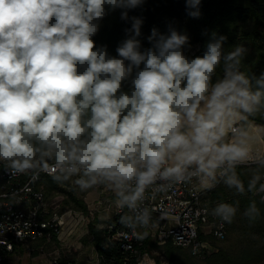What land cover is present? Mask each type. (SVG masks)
I'll use <instances>...</instances> for the list:
<instances>
[{"label": "clouds", "instance_id": "9594fccd", "mask_svg": "<svg viewBox=\"0 0 264 264\" xmlns=\"http://www.w3.org/2000/svg\"><path fill=\"white\" fill-rule=\"evenodd\" d=\"M144 3L0 0V164L11 176L106 188L137 239L155 227L145 202L177 184L222 183L264 203V71H242L248 49L226 51L215 32L201 55L171 25L152 28L142 49L144 21L128 12ZM185 3L199 18L201 0ZM117 9L131 27L110 56L93 37ZM237 211L220 203L212 214L230 224ZM243 215L258 218L255 200Z\"/></svg>", "mask_w": 264, "mask_h": 264}, {"label": "trees", "instance_id": "16d2710c", "mask_svg": "<svg viewBox=\"0 0 264 264\" xmlns=\"http://www.w3.org/2000/svg\"><path fill=\"white\" fill-rule=\"evenodd\" d=\"M199 18L187 15L185 0H145V3L136 9L129 10L128 15L141 17L142 49L148 48L147 37L152 28L160 32L167 31L169 25L190 38V56L201 55L206 42L213 32L227 37L225 50L230 51L233 45L242 44L248 52L243 58L240 68L246 74L259 75L264 71V0H201ZM121 10L110 12L101 22L100 30L93 37L97 46H107L110 56H117L116 48L127 38L126 29L131 27V21L120 18ZM217 77L222 75V70L217 69ZM256 123L264 124V119L257 117ZM242 173V179L247 183L246 169H238ZM22 175L21 179L26 178ZM35 187L41 188L44 193L53 192L63 194L64 203H71L72 208L88 214V204L76 192V187L70 182L57 183L51 174L40 173L35 181ZM204 200L211 210L217 204L226 203L235 205L238 203V211L228 224L229 229H242L240 244H225L217 251L205 256L204 264H264V203L259 195L251 193L240 196L233 190H229L222 183L216 187L207 189ZM251 200L256 201L260 215L255 221L250 222L244 215ZM64 208V206H62ZM64 210V209H62ZM127 210L116 212L106 220L104 226H99L95 217L88 223V237L98 254L100 264H136L139 253H131L120 247V241L113 234L123 229L119 223L120 215ZM240 222V225L238 224ZM200 237L204 234L200 233ZM159 246L150 235H147L137 243L140 252L150 251ZM163 252L173 264L186 263V259L178 255L182 247L166 243ZM206 254V253H205ZM160 264L159 261L156 262Z\"/></svg>", "mask_w": 264, "mask_h": 264}, {"label": "built area", "instance_id": "2783aa9c", "mask_svg": "<svg viewBox=\"0 0 264 264\" xmlns=\"http://www.w3.org/2000/svg\"><path fill=\"white\" fill-rule=\"evenodd\" d=\"M21 176L9 175L4 165L0 164V264H12L8 253L16 245H28L38 240L47 229L60 231L75 216L72 210H68L69 217L66 212L51 213L45 207L44 191L35 187L39 177L33 180L30 176L24 179ZM204 193L196 182L177 184L145 202L152 211L155 221L153 234L159 246L170 242L188 248L194 255H202L210 248V244L206 238L200 237V233L207 232L217 239L226 237L228 223L212 214L204 200ZM119 211L116 209V212ZM165 211L166 216L162 215ZM80 218L86 219L85 216ZM113 237L120 241L123 250L139 253L136 264H157L149 258L148 251L140 252L137 243L141 239H137L130 229H120ZM48 264H100V261L99 258L87 261L71 259L54 252Z\"/></svg>", "mask_w": 264, "mask_h": 264}, {"label": "rangeland", "instance_id": "374dc122", "mask_svg": "<svg viewBox=\"0 0 264 264\" xmlns=\"http://www.w3.org/2000/svg\"><path fill=\"white\" fill-rule=\"evenodd\" d=\"M76 192L91 207V210L87 214L88 216L85 215L86 213L84 214L81 211L77 212V214H75L74 216V219L68 221V228L64 233L65 238H62L65 239V244L57 243V241H54L52 234L50 237L51 239H45V243H41L44 245V247L40 249L41 252L39 253L41 255H39L41 256V263L43 264H48L54 252L59 254L62 253V257H68L71 259H78L83 261L94 259L91 256V254L93 253V250L91 249L92 241L91 238L87 235L89 218L93 213L97 211L105 212V214L113 211V202H111L109 199H106L107 197H110L113 193L111 194L110 191H108L104 187H97L95 189L87 191H80L78 188H76ZM65 197L66 196L60 193L45 192V207L48 208L51 213L57 212L58 214H60L62 211H65V209L72 208L71 203H64ZM62 206H64V208H62ZM81 216H85L86 219L80 218ZM238 224L240 225L239 221ZM146 231L148 232V235H150L152 239L155 240V236L153 234L154 227H151ZM58 232L59 231L55 232L54 236L57 235L56 233ZM241 236L242 229L240 227L232 230L228 228L227 235L224 239H217L209 233L204 232V237L210 244V248L207 250L206 254L194 255L190 252L188 248H182V251L178 252V255L184 257L186 259V263L181 264H204L203 260L205 259L206 255L217 251L220 247L224 246L225 244H240ZM148 256L150 259L155 260L156 262L159 261L160 264H173L167 259L166 255L163 252V248L159 246L153 247L150 251H148Z\"/></svg>", "mask_w": 264, "mask_h": 264}, {"label": "crops", "instance_id": "0c3cea01", "mask_svg": "<svg viewBox=\"0 0 264 264\" xmlns=\"http://www.w3.org/2000/svg\"><path fill=\"white\" fill-rule=\"evenodd\" d=\"M257 124H259V123H257ZM258 146L261 147V148H264V144H260ZM200 188L203 189V191L207 190L206 188L202 187L201 185H200ZM106 199H109L111 202H113L115 198H114V195L112 194L110 197H107ZM88 208H89V212H90L91 207L89 205H88ZM68 210H72L74 215L77 214V212H80V210L69 208V209H65V211H62L60 214H64L66 212V216L69 217ZM115 213H116L115 206H114L113 211L108 212L106 214H105V212H98L97 211V212L93 213L90 216L89 221L92 220L95 217V220L97 221L98 225L99 226H104L105 223H106V220L108 218H110L111 216H113ZM51 215L52 214H49L48 216H51ZM101 216L104 217L103 220H101ZM67 228H68L67 224L64 225L61 228V230L58 233H56L57 235H55V236H54V234H55L56 231L54 232V230H52V229H47L46 233L42 237H40L38 240L33 241L30 244H28V245H16L14 250L10 251L8 253V256H9V259H10L11 263L12 264H43V263H41L42 259H41V256H40L41 254L39 253V252H41L40 249L44 247V245L41 244V243L42 242L45 243V239H48V238L51 239L50 237H51V234H52L54 241H57V243L65 244L64 243L65 239H62V238L64 237V233L66 232ZM91 249L93 250V253L91 254V256L94 259H90V260L98 259V254H97V252L95 250V247H94V245L92 243H91ZM61 254H60V256L62 257Z\"/></svg>", "mask_w": 264, "mask_h": 264}]
</instances>
